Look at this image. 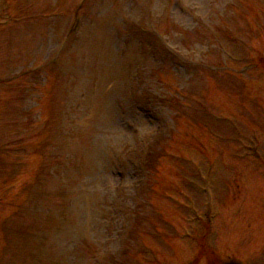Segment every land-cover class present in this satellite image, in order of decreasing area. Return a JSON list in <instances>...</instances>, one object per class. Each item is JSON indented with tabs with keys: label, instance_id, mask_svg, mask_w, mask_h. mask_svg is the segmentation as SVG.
<instances>
[{
	"label": "rangeland",
	"instance_id": "1",
	"mask_svg": "<svg viewBox=\"0 0 264 264\" xmlns=\"http://www.w3.org/2000/svg\"><path fill=\"white\" fill-rule=\"evenodd\" d=\"M50 2L0 0V264H264V0ZM134 2L160 64L129 57ZM71 13L88 18L64 68L83 79L33 74ZM133 77L144 114L124 112Z\"/></svg>",
	"mask_w": 264,
	"mask_h": 264
}]
</instances>
